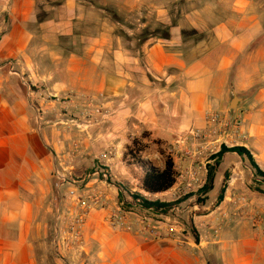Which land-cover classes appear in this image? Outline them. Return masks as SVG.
Returning a JSON list of instances; mask_svg holds the SVG:
<instances>
[{"label":"crops","instance_id":"crops-1","mask_svg":"<svg viewBox=\"0 0 264 264\" xmlns=\"http://www.w3.org/2000/svg\"><path fill=\"white\" fill-rule=\"evenodd\" d=\"M40 1L0 0V264H38L36 244L46 238V215L54 208L58 264H264V236L246 207L223 215L236 204L228 194L245 188L233 186L236 172L221 202V171L214 190L202 192L207 157L221 149L213 142L218 136L178 143L190 131H209L212 113L222 119L244 114L247 139L237 143L264 169V87L253 90L256 84L243 77L264 58V0H189V10L158 12L168 35L135 38L131 48L118 37L109 47L108 66L98 43L91 57L66 48L61 67L44 72L33 42ZM61 22L68 27L73 16ZM35 83H46L57 97L33 94ZM235 96L240 100L232 109ZM34 101L44 111L43 122ZM87 104L93 106L86 112ZM134 138L145 144L142 158L151 165L162 168L166 156L173 158L178 176L169 191L141 188L143 170L125 158ZM192 169L196 183L186 174ZM104 170L112 183L104 180ZM73 188L98 201L78 238L68 228L78 211L68 195ZM259 190L242 189L257 208L264 206ZM134 192L180 203L168 213L146 210L133 201ZM120 194L130 206L119 201ZM117 208L125 221L115 230L109 218Z\"/></svg>","mask_w":264,"mask_h":264},{"label":"rangeland","instance_id":"rangeland-1","mask_svg":"<svg viewBox=\"0 0 264 264\" xmlns=\"http://www.w3.org/2000/svg\"><path fill=\"white\" fill-rule=\"evenodd\" d=\"M80 1L81 2L67 4L66 1L62 2V0H43L37 4L36 21L33 26L35 34L33 42L35 47L34 53L36 54L40 72H44L56 66L60 68L62 55L67 54L65 51L66 48H74L85 57H91L93 54L92 47L94 44L98 46V43L101 47L99 52L107 59L106 66H108L109 47L111 44L115 45L114 41L118 39V37H120L122 41H126L131 48L135 44V38L148 39L164 36L168 26L158 20V12L160 10H165L173 14L177 11H186L189 10L191 3L189 0ZM67 14L73 16V22L69 24L68 27H66L67 25L65 23L62 24L61 22L62 17H66ZM77 15L80 16V19H77ZM68 31H74V33L66 34ZM93 36L99 39L96 40ZM260 55H264V52H260ZM254 62L258 64L253 68H249L250 70L248 69L251 75H244L243 77L251 79L254 84H256V86L252 88L253 90H259L264 87V65L261 64L260 66V63H264V58L256 59ZM10 66L13 71L15 67L12 64H10ZM30 91L34 93L50 91L53 93L50 86L46 83L31 84ZM34 103L38 122H43L44 111L37 101H34ZM85 107L87 112L88 105ZM40 116H42V118ZM237 116L243 122L245 117L244 114H239ZM223 145L228 148L243 146L235 142ZM217 153L210 152L207 158L211 161L207 165V169L209 165L215 164V156ZM224 156L221 159L220 165L216 168V173L221 171V178L218 180L219 186H221L222 180L226 174L230 175L228 179L229 183L232 181V172H236L234 174V187L236 184H241V186H245V188L242 189L256 188L260 189L259 191L262 193L264 192V179L255 176V170L246 157H241L233 152L225 153ZM258 166L264 171L259 164ZM104 180L106 183H112L109 175L104 177ZM240 188V186L236 187L228 194L231 197V199H228V202L234 203L235 199L236 204H233V210L224 212L223 215L227 217V214H236L242 207H246L245 209L247 210L243 209L250 217L253 226L258 228L259 232L264 236V206L260 204L259 208L255 207L253 203L251 204L249 195L242 194L243 191ZM237 192H241V194ZM57 214L58 212L54 208L51 213L46 215V238L42 242H38L35 249L38 264H58L60 261L61 257L56 251L54 244L56 235L55 230L57 228ZM255 219L259 220V225H256Z\"/></svg>","mask_w":264,"mask_h":264},{"label":"trees","instance_id":"trees-1","mask_svg":"<svg viewBox=\"0 0 264 264\" xmlns=\"http://www.w3.org/2000/svg\"><path fill=\"white\" fill-rule=\"evenodd\" d=\"M166 35L168 34L166 33L165 36ZM145 148L146 146L141 139L134 138L132 140V144L127 147L125 152V158L132 160L133 163L140 166L143 170L141 188L148 194H161L169 191L177 181V171L173 158L171 156H166L164 166L162 168L153 166L142 158V153L145 151ZM228 152H233L241 157H246L255 170V176L264 179V171L260 169L253 157V154L247 147L235 146L232 148H228L223 145L221 150L215 156V164L208 166V178L202 188L203 194H207L214 190L217 174L216 168L220 165L221 159L223 158L224 154ZM229 176V174H226L224 176V179L222 180L220 189L216 196L217 202H221L224 199ZM131 197L135 203L138 199H140V202L138 204L141 208L161 213H168L176 204L180 203L179 200L175 202H164L159 199L149 200L144 198L141 194L135 192L131 194ZM118 199L120 202H123L125 207L131 205V203H127L125 201V196L122 194L118 196ZM206 200V195L204 198H200V201ZM190 231L192 232L195 239L198 240L196 230L191 225Z\"/></svg>","mask_w":264,"mask_h":264},{"label":"built area","instance_id":"built-area-1","mask_svg":"<svg viewBox=\"0 0 264 264\" xmlns=\"http://www.w3.org/2000/svg\"><path fill=\"white\" fill-rule=\"evenodd\" d=\"M33 94H39L44 99L46 98H52L57 97L54 96L50 91L41 92V93H34ZM88 108L93 105L87 104ZM35 108V107H34ZM88 111V110H87ZM99 111V110H95ZM209 119L211 121V129L209 131H190L188 134L182 136L179 140V144H188L187 142H192L195 144L196 142L204 141L206 139H212V137L218 136V138L213 141L214 143L219 142L220 146L223 144H228L232 142H242L246 140L247 136L246 133L243 130V122L242 120L236 116V117H224L221 118L220 114L218 113H212L209 116ZM213 152V151H212ZM103 176L107 177L108 172L106 170L103 171ZM186 174L189 177L190 182L196 183L200 179L198 178L197 170H189L186 171ZM57 175L61 181H68L66 180L65 176L57 171ZM178 176V174H177ZM70 200L74 202L76 208H78V211L76 213V216L71 220V223L69 225V230L71 233L74 234L75 238H78L81 235L82 226L90 213V211L93 209V207L98 203L97 200H91L89 197H87L84 193H82L79 189L73 188L68 193ZM144 198L147 199V194L142 195ZM137 202H140V199L137 200ZM174 208V207H173ZM125 221V216L122 213V210L120 208H117L109 218V224L110 227L118 230L121 226H123V222ZM255 222L257 225H259V220L255 219ZM66 232V231H65Z\"/></svg>","mask_w":264,"mask_h":264},{"label":"water","instance_id":"water-1","mask_svg":"<svg viewBox=\"0 0 264 264\" xmlns=\"http://www.w3.org/2000/svg\"><path fill=\"white\" fill-rule=\"evenodd\" d=\"M239 100H240V98L237 97V96H235V97L232 99L231 103H230V107H231V108H236Z\"/></svg>","mask_w":264,"mask_h":264}]
</instances>
